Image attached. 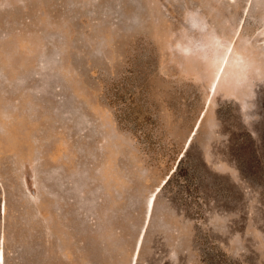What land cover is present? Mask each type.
Masks as SVG:
<instances>
[{
    "label": "rangeland",
    "instance_id": "rangeland-1",
    "mask_svg": "<svg viewBox=\"0 0 264 264\" xmlns=\"http://www.w3.org/2000/svg\"><path fill=\"white\" fill-rule=\"evenodd\" d=\"M1 244L264 264V0H0Z\"/></svg>",
    "mask_w": 264,
    "mask_h": 264
},
{
    "label": "bare ground",
    "instance_id": "bare-ground-1",
    "mask_svg": "<svg viewBox=\"0 0 264 264\" xmlns=\"http://www.w3.org/2000/svg\"><path fill=\"white\" fill-rule=\"evenodd\" d=\"M216 80H217V77L215 78V82H216ZM215 82H214V84H215ZM214 84H213L212 87H214ZM158 189H160V188L158 187ZM153 204H154V195H152L150 197V199L148 200V202H147L148 214H150V212H151V210L153 208ZM3 257H4V251H3V246L1 244V246H0V264H3Z\"/></svg>",
    "mask_w": 264,
    "mask_h": 264
}]
</instances>
